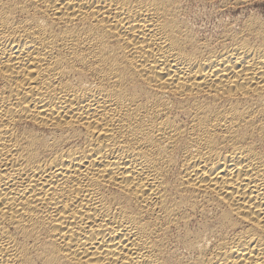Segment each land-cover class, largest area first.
I'll list each match as a JSON object with an SVG mask.
<instances>
[{"label": "bare ground", "instance_id": "obj_1", "mask_svg": "<svg viewBox=\"0 0 264 264\" xmlns=\"http://www.w3.org/2000/svg\"><path fill=\"white\" fill-rule=\"evenodd\" d=\"M191 1L0 0V264H264V0Z\"/></svg>", "mask_w": 264, "mask_h": 264}, {"label": "rangeland", "instance_id": "obj_2", "mask_svg": "<svg viewBox=\"0 0 264 264\" xmlns=\"http://www.w3.org/2000/svg\"><path fill=\"white\" fill-rule=\"evenodd\" d=\"M189 3L190 4L188 5V20L190 19V23L194 27H196L195 29L197 30V32H200L198 34H200V36H202V37H208L209 35H210V38L214 37V35L219 34L221 32V28L223 29L225 24L230 23V21L232 22L231 19H233V21H234L236 18L240 17L239 12H234V11H232V9H226V11L225 10L221 11V9H219L218 7L215 8L214 5L207 4L205 2L203 3V1L201 2V1L197 0L194 2L191 1ZM215 6H217V5H215ZM189 12L191 14L190 16H189ZM206 12H207V14H206ZM221 19H223V20H221ZM225 21H226V23H225ZM204 34H206L207 36L206 35L204 36Z\"/></svg>", "mask_w": 264, "mask_h": 264}]
</instances>
